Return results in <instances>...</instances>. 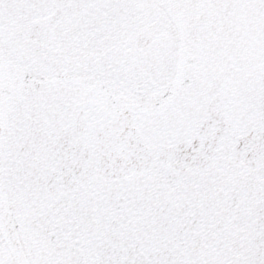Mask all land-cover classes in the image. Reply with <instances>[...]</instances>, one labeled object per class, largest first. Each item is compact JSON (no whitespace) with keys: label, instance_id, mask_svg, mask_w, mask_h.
Masks as SVG:
<instances>
[{"label":"snow or ice","instance_id":"1","mask_svg":"<svg viewBox=\"0 0 264 264\" xmlns=\"http://www.w3.org/2000/svg\"><path fill=\"white\" fill-rule=\"evenodd\" d=\"M0 264H264V0H0Z\"/></svg>","mask_w":264,"mask_h":264}]
</instances>
